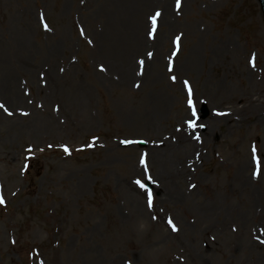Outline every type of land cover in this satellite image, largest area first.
Returning <instances> with one entry per match:
<instances>
[{"label": "rangeland", "instance_id": "rangeland-1", "mask_svg": "<svg viewBox=\"0 0 264 264\" xmlns=\"http://www.w3.org/2000/svg\"><path fill=\"white\" fill-rule=\"evenodd\" d=\"M9 76L25 112L0 95V264H264L256 0H0Z\"/></svg>", "mask_w": 264, "mask_h": 264}, {"label": "bare ground", "instance_id": "bare-ground-1", "mask_svg": "<svg viewBox=\"0 0 264 264\" xmlns=\"http://www.w3.org/2000/svg\"><path fill=\"white\" fill-rule=\"evenodd\" d=\"M129 69L131 71H133V68L130 65H129ZM129 69L127 71H130ZM124 74H126V72H124ZM5 82H7L6 83L7 86H5V85L0 86V95L6 101V103L9 104L6 107V109L11 113V115H12L11 117H14V118L20 117L19 114L21 112H25V110H24V108H25L24 97H23L22 93L20 92V90H18L17 87L13 84L10 76L5 78ZM261 118H262L261 116H257L256 122L258 123L259 121H261ZM26 125H28V126H26L28 129V134L30 136H34L35 132L37 131V129H36L37 127H35V122L30 121ZM29 125H31V126H29ZM179 144L181 145V149H184V147L182 146V145H184L185 150H187L188 152L190 151V149L191 150L195 149L193 142L187 140L186 137H184V136H181V138H179ZM171 151L173 154L177 153L176 157L181 155L175 150L171 149ZM165 158L169 160L165 164L171 165V169H170V173H169L170 176L175 175L177 178L181 179L182 177H184L186 175L187 172L184 168H179L177 165H172V159L170 156H168V157L165 156ZM165 158L162 156V159H165ZM164 176H165V178L168 179V176L166 173L164 174ZM250 178H251V176H249V179ZM255 195H256V192H254V191L251 192V202L255 198ZM207 210L209 211L210 209L207 208Z\"/></svg>", "mask_w": 264, "mask_h": 264}, {"label": "snow or ice", "instance_id": "snow-or-ice-1", "mask_svg": "<svg viewBox=\"0 0 264 264\" xmlns=\"http://www.w3.org/2000/svg\"><path fill=\"white\" fill-rule=\"evenodd\" d=\"M176 6H177V8H179L180 7V0H176ZM161 15V13L159 12V11H157L156 13H155V15H153V16H151L150 17V19H151V21H152V29H151V31L148 33V35H149V38H153V34H154V32L156 31V21H157V17H159ZM45 27L47 28V26L45 25ZM177 39V41L180 39L179 37H177L176 38ZM149 56H151V53H149ZM141 65L143 64V61H140L139 62ZM250 63H252V61H250ZM105 69L102 67L101 68V71H104ZM171 70V69H170ZM172 79L173 80H175V77H172ZM185 87H188V84H187V81H185ZM188 105H189V107L191 108L192 107V100H191V89L189 88V100H188ZM3 107V105H0V108H2ZM6 110V109H5ZM7 111V110H6ZM9 114H11V113H9ZM195 111L193 110V113H192V115L193 116H195ZM188 125H189V127H195V121H193V120H189L188 121ZM201 127H203V125H200ZM122 143H125V144H127V143H133V141H122ZM64 151L67 153L68 152V148L67 147H65L64 148ZM253 159L254 160H256V156H255V149H253ZM140 163L142 164V165H144L145 164V159H144V157H141V160H140ZM257 166H258V161H257ZM258 174V172L257 173H254V175H257ZM148 179H151L150 177H148ZM135 183L142 189V190H144V191H146V192H148V206L149 207H152V193L150 192V191H148V189L146 188V186H145V184L141 181V180H137V181H135ZM4 203V201H3V199L2 198H0V204H3ZM171 220H169V224L171 225ZM176 229H175V226H173V231H175Z\"/></svg>", "mask_w": 264, "mask_h": 264}, {"label": "water", "instance_id": "water-1", "mask_svg": "<svg viewBox=\"0 0 264 264\" xmlns=\"http://www.w3.org/2000/svg\"><path fill=\"white\" fill-rule=\"evenodd\" d=\"M259 5L261 6L262 15L264 16V0H257Z\"/></svg>", "mask_w": 264, "mask_h": 264}]
</instances>
